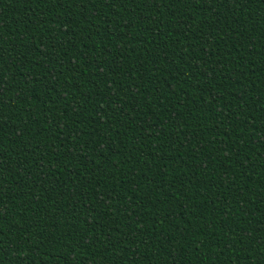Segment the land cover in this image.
Masks as SVG:
<instances>
[{
	"label": "trees",
	"instance_id": "obj_1",
	"mask_svg": "<svg viewBox=\"0 0 264 264\" xmlns=\"http://www.w3.org/2000/svg\"><path fill=\"white\" fill-rule=\"evenodd\" d=\"M0 264H264V0H0Z\"/></svg>",
	"mask_w": 264,
	"mask_h": 264
}]
</instances>
